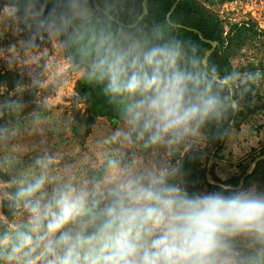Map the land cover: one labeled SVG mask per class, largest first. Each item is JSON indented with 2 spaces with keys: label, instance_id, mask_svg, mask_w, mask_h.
I'll list each match as a JSON object with an SVG mask.
<instances>
[{
  "label": "clouds",
  "instance_id": "obj_1",
  "mask_svg": "<svg viewBox=\"0 0 264 264\" xmlns=\"http://www.w3.org/2000/svg\"><path fill=\"white\" fill-rule=\"evenodd\" d=\"M0 18L26 34L24 55L56 41L116 117L95 158L75 166L47 150L28 171L15 154L0 158V264H264V186L199 190L184 167L234 134L230 118L264 72L221 69L176 19L115 29L89 0H0ZM7 51L9 67L29 64ZM45 71L32 67L30 83L0 98V145L23 120L40 122L47 99L25 114L23 92L55 86Z\"/></svg>",
  "mask_w": 264,
  "mask_h": 264
},
{
  "label": "rangeland",
  "instance_id": "obj_2",
  "mask_svg": "<svg viewBox=\"0 0 264 264\" xmlns=\"http://www.w3.org/2000/svg\"><path fill=\"white\" fill-rule=\"evenodd\" d=\"M208 3L211 8L228 19L229 22L240 21L248 18L254 19L258 26L264 28V0H228L220 3L214 0ZM27 37L21 31H16L11 23L0 18V69L17 71L26 77V84L30 83V71L32 67L39 65L45 71V79L55 80V86L50 84L47 89L37 93L31 88L23 92L25 102V114L38 110L47 99L48 107L40 113L39 123H32L31 119L23 120L20 126V134L8 145H0V158L5 154L19 156L20 166L28 171L29 165L36 155L47 150L60 156V165H77L84 154L95 158V141L101 135L106 134L116 126V118L104 115L95 119L90 132H87L86 104L77 102L75 96L78 94L76 85L81 76V69L71 70V63L66 52L61 50L56 41H47L36 45L35 50L24 55L20 49V43ZM16 47L21 55L22 61L28 60L29 64L9 62L4 57L9 55L8 49ZM248 62L254 63L258 70L264 72V39L254 47L244 52V55L235 59L236 66L241 67ZM263 98L256 101L260 107L259 111L246 119L240 118L239 127L234 128V134L225 140L224 148L217 159V175L225 180L241 173V166L250 164L248 172L255 166L253 157L259 152V147L264 144V80H262ZM7 96L4 92L0 98ZM93 107L99 112L109 107L103 96L93 100ZM111 111V109L109 110ZM4 120L14 122V118L5 117ZM4 122V121H0ZM206 155L211 153L208 144L205 149ZM213 152L210 154L208 166L213 163ZM83 171V169H81ZM0 179H7V175L0 171ZM211 183L215 182L211 179ZM264 186V182L253 180Z\"/></svg>",
  "mask_w": 264,
  "mask_h": 264
},
{
  "label": "trees",
  "instance_id": "obj_3",
  "mask_svg": "<svg viewBox=\"0 0 264 264\" xmlns=\"http://www.w3.org/2000/svg\"><path fill=\"white\" fill-rule=\"evenodd\" d=\"M149 0L147 5V14L141 19L136 27H128L127 25L134 24L143 13L144 0H97L115 20L111 19L103 11L97 10L92 0H89V7L94 16L101 20L108 21L115 29L125 31H135L137 29L147 30L152 25L162 22L165 18L176 19L182 28V34L195 40L206 53L212 48V42L217 45L214 50L206 57L211 58L221 69L236 68L242 71L258 70V67L248 62L246 65L238 67L234 60L243 56L244 52L254 47L258 42L264 39V28L261 29L257 22L252 19H244L240 21L229 22L223 18L218 11L211 8L208 3L213 4L214 0ZM228 0H219L224 3ZM177 3L176 8L168 17L172 7ZM122 22L125 25L120 24ZM22 32V31H21ZM24 36L25 33L22 32ZM203 38L209 40L205 41ZM46 40L37 41L36 45H40ZM71 63V70L78 69L77 61L66 53ZM263 72V70H261ZM26 84V77L17 71L0 69V86L4 87L5 93L8 95L17 84ZM262 80L259 84L254 85L250 96L246 98L242 110L236 112L230 119L232 127H239L240 118L246 119L251 115L256 114L260 107L256 105V101L263 98ZM77 95L75 100L86 104V124L87 132H90L95 119L99 116L110 115L111 118H116L109 107L99 112L93 107V100L101 95L95 85L89 83L84 77L78 80L76 85ZM102 96V95H101ZM226 138L212 140L209 142L211 153L213 152V163L210 170L211 179L220 184L239 185L244 177L243 184L247 185L253 180L264 182V144L259 147V152L253 157L256 161L251 172L248 173L250 164L242 165L241 173L236 174L228 179H221L217 173V159L220 152L224 148ZM210 153V154H211ZM209 155L204 154L203 159L184 161V167L187 169V177L190 186L199 190H213L217 184L211 183L208 179V162ZM6 213V209L4 210Z\"/></svg>",
  "mask_w": 264,
  "mask_h": 264
},
{
  "label": "water",
  "instance_id": "obj_4",
  "mask_svg": "<svg viewBox=\"0 0 264 264\" xmlns=\"http://www.w3.org/2000/svg\"><path fill=\"white\" fill-rule=\"evenodd\" d=\"M93 1V4H94V6H95V8L97 9V10H100V11H103L105 14H107L111 19H113V20H115V18L113 17V16H111L104 8H102L101 7V5L97 2V0H92ZM148 1L149 0H144V2H143V13H142V15L137 19V21L134 23V24H130V25H127L128 27H136L138 24H139V22L141 21V19L147 14V5H148ZM180 0H178L177 1V3L179 2ZM177 3H175V5L172 7V9H171V11L169 12V14H168V17H170V14L174 11V9L176 8V5H177ZM119 22V21H118ZM120 24H122V25H125V24H123L122 22H119ZM205 41H209V40H207V39H205V38H203ZM216 45H217V43L216 42H212V48L210 49V50H208L207 51V53H206V56H208L213 50H214V48L216 47ZM232 124V123H231ZM224 140V139H223ZM258 159H260V158H257L256 159V161L258 160ZM255 161V162H256ZM211 166H212V163H210L209 164V166H208V179L209 180H211V176H210V170H211ZM249 173V172H248ZM243 181H244V177L241 179V183H243ZM215 182V181H214ZM240 183V184H241ZM215 184H217V185H219L220 183H217V182H215Z\"/></svg>",
  "mask_w": 264,
  "mask_h": 264
}]
</instances>
